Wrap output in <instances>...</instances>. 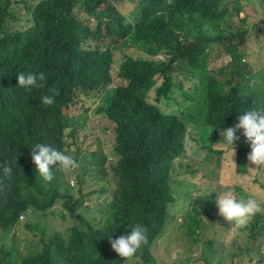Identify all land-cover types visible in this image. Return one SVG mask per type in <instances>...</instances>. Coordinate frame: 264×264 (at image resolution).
<instances>
[{
	"label": "trees",
	"instance_id": "1",
	"mask_svg": "<svg viewBox=\"0 0 264 264\" xmlns=\"http://www.w3.org/2000/svg\"><path fill=\"white\" fill-rule=\"evenodd\" d=\"M22 5L29 26L14 30ZM27 71L43 72V87L20 88L17 75ZM44 96H54V104L43 105ZM254 108L264 109V0H0V237L14 243L0 264H160L153 252L159 241L169 264H264V167L255 168L250 191L234 183L250 173L249 144L241 130L233 151L220 143V133ZM91 114L95 129L111 134L108 152L98 143L82 153L80 127ZM206 126L212 133L197 135ZM190 128L217 178H199L194 159L180 161L188 156ZM38 143L78 163L87 158L75 187L61 171L42 181L31 162ZM179 180L198 185L183 223L170 213ZM226 191L255 198L262 209L256 221H225L215 198ZM58 204L56 229L44 219ZM136 223L147 242L138 259L125 261L109 237ZM223 223L245 246L235 249L237 236L234 251L216 248Z\"/></svg>",
	"mask_w": 264,
	"mask_h": 264
},
{
	"label": "clouds",
	"instance_id": "2",
	"mask_svg": "<svg viewBox=\"0 0 264 264\" xmlns=\"http://www.w3.org/2000/svg\"><path fill=\"white\" fill-rule=\"evenodd\" d=\"M128 22L132 23V17L128 18ZM19 87L31 91L34 88L43 87L45 74L43 72L27 71L17 75ZM96 93V92H95ZM54 96H44L41 103L45 106L53 105ZM214 129L204 127L197 131V135H210ZM237 130L242 131L245 141L249 144L250 152L247 156L248 161L255 166L264 167V109L254 108L242 112L238 117V123L234 127L223 130L220 135L222 144L234 150V144L239 137L235 135ZM99 138V137H98ZM31 162L35 165V171L43 182L48 183L53 180L54 173L57 171L68 172L78 167L77 161L72 155L63 150L50 147L47 144H35L31 148ZM53 166H55L53 168ZM52 168L53 170H50ZM11 171V169H8ZM218 208V214L228 222H234L237 225L244 226L249 223L251 218L262 211L260 204L253 197L234 198L230 191L223 192L215 198ZM130 231L115 240L109 237L112 250L125 261L132 260L134 257L138 259L136 254L141 247L147 242L146 228L136 223L129 226ZM12 237L8 240L0 237V259L4 255V251L8 250L14 243L11 242Z\"/></svg>",
	"mask_w": 264,
	"mask_h": 264
},
{
	"label": "rangeland",
	"instance_id": "3",
	"mask_svg": "<svg viewBox=\"0 0 264 264\" xmlns=\"http://www.w3.org/2000/svg\"><path fill=\"white\" fill-rule=\"evenodd\" d=\"M261 3V1H260ZM133 12V8L130 9V6H127L126 9L123 10V13L127 14L128 17H130L132 15ZM151 9L149 11L146 12L147 16L151 15ZM244 12L249 16L250 15V6H246L244 8ZM16 15L17 18L19 17L21 19V22H19L18 24H14V30H20V29H26L29 26V22H28V18L29 16L26 13V8L22 5L20 7H18L16 9ZM243 15V14H242ZM134 52L141 54L137 51V49H134ZM225 56V53H223ZM216 54L212 53L211 57L213 58ZM137 56V55H136ZM141 56V55H140ZM252 56L254 58H258L256 57L254 54H252ZM222 58V57H220ZM223 59L225 61H228L226 57H223ZM219 62H217L218 65H220L222 63L221 60H218ZM252 84V81H251ZM93 99H98V94L95 93V96L92 98H88L87 99V103L90 107H93L92 105V100ZM94 119L92 118V114H91V118L88 119V122H84L82 124V126L80 127V131L81 135L79 138V142H83L86 136V143L84 144V150H83V154H85V152H87V147L92 146V150L91 152L95 151L98 148V143L103 145V149H105L106 152H108V150H110V146H111V141H110V133H107V137H105L104 135H101V133L95 129V125L94 124ZM190 132L192 133V135L188 138V145H187V152H188V156L186 157L185 160H180L183 161L184 163L187 162V159H194L197 163H203L204 164V168L202 169V166L199 165L198 163V167L200 168V173L198 175L199 178H203L204 180L205 175L206 177H215L217 178L219 175V169H217L215 167L214 161L213 160H209V158L206 156V154L208 153V151L203 150V148L201 147V145L197 142V136H196V131L193 130L192 128H190ZM99 137V138H98ZM109 138V141H108ZM112 142H113V135H112ZM104 151V152H105ZM71 152L73 153L74 151L71 150ZM108 155V153H106ZM74 154V153H73ZM71 155V154H70ZM216 157V156H215ZM110 160L112 161L113 158H110ZM249 162V161H248ZM78 163V162H77ZM87 163V158L84 157L82 158L79 163H78V167L75 170L72 171H68V172H63V173H67V177L69 180V184L70 186H74L76 185V182H78V176H83V168L86 166ZM183 163V164H184ZM186 164H184L185 166ZM249 166V171L250 173L248 174H239L237 175L236 179L234 180V183H238V185H244V186H249L247 188V190L250 191L251 187H254L253 182L256 180V175H258V172H260V170H256L255 168H260L258 166L252 165L250 163ZM175 172L180 173L182 171L181 168L178 167V165L175 163ZM209 171L212 173L211 175H209ZM205 172V173H204ZM214 174V175H213ZM191 181H196V180H191ZM201 182L200 180L198 181ZM197 184H191V182L189 180L186 181H178L173 187L172 190L177 194V202L175 204V206H177V208L174 210V208L172 209V211L170 212L172 215L178 217L179 219V223H183L184 221L182 220L184 215L187 212L188 209V205L190 202V198L191 195L193 194V192L195 191V189L197 188ZM264 188V187H263ZM232 190L234 191V189L232 188ZM232 191V192H233ZM231 192V191H230ZM231 192V193H232ZM260 196L261 199L264 200V192L260 191ZM233 194V193H232ZM244 196L247 195V193H242ZM255 194V193H254ZM234 196V194H233ZM240 198H242V196H240ZM260 198V197H259ZM61 205L58 204L56 205L53 209L50 210V214L48 215V218H45V222H47V225H51L52 227L58 229L60 227V221H61ZM55 213V215H54ZM60 215V217L58 216ZM25 220V219H23ZM251 221H256L254 220V217H252ZM226 229V223H223V235L220 237H216V248L217 249H221L222 252L224 251H234V247L232 245L231 242L234 241V237L239 236V239L237 240V244L235 245V249L238 247H243L245 246V242H243V236H240L238 233L237 235L234 233L235 229L234 228H229V231L225 232ZM21 231V233L24 231V228L22 226H17L16 227V232L19 234V232ZM207 239V235L205 237ZM178 239L180 241H183L184 239H182V236L179 235ZM219 241H221L219 243ZM8 245H10V241L8 240ZM156 248H153V252H154V256L161 262L160 264H169L170 260L168 257L169 254V250L166 249V247L164 246L163 241H159L155 244ZM252 247H254V245H252ZM255 248V247H254ZM245 255H247V253H244ZM250 254V253H248ZM251 255H255V254H251ZM223 264H230V260L229 259H225ZM247 264H254V263H247Z\"/></svg>",
	"mask_w": 264,
	"mask_h": 264
}]
</instances>
